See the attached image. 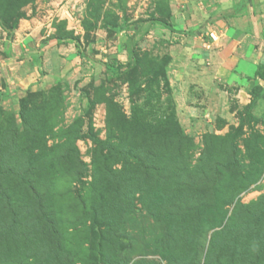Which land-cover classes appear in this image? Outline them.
<instances>
[{"label":"rangeland","instance_id":"374dc122","mask_svg":"<svg viewBox=\"0 0 264 264\" xmlns=\"http://www.w3.org/2000/svg\"><path fill=\"white\" fill-rule=\"evenodd\" d=\"M0 18V264H264V65L222 100L170 80L171 0H0ZM25 40L80 72L12 92Z\"/></svg>","mask_w":264,"mask_h":264},{"label":"crops","instance_id":"0c3cea01","mask_svg":"<svg viewBox=\"0 0 264 264\" xmlns=\"http://www.w3.org/2000/svg\"><path fill=\"white\" fill-rule=\"evenodd\" d=\"M207 1L215 3L206 8L204 2ZM207 1L171 0L173 26L168 33L177 44L173 46L176 56L168 73L170 80L173 74L183 76L187 86L199 79L203 87L215 92L216 100H222L227 88H242L264 65V0ZM211 34L218 41L207 50L204 39ZM27 42L13 49L18 60L8 63L13 71L8 70L13 78L12 92L23 94L31 89H43L58 77L64 78L71 71L75 73L81 69L73 54L69 55L73 61H66L70 68L65 71L67 66L62 64L63 59L62 66L57 64L60 67L55 68L51 50H40L41 47L29 46ZM125 57L123 54L121 59Z\"/></svg>","mask_w":264,"mask_h":264},{"label":"trees","instance_id":"16d2710c","mask_svg":"<svg viewBox=\"0 0 264 264\" xmlns=\"http://www.w3.org/2000/svg\"><path fill=\"white\" fill-rule=\"evenodd\" d=\"M164 26H166V24H164ZM0 27H2L6 32L7 34L9 35V38H13L14 37V34H15V31L17 29L16 25H10L8 24L6 21H4L2 18H0ZM168 30H170L169 27H166ZM163 71V70H162ZM164 72V71H163ZM164 75H165V72H164ZM18 224V222L16 221V223L13 225V226H9L7 225V233H12L14 231V233L16 232V225Z\"/></svg>","mask_w":264,"mask_h":264},{"label":"built area","instance_id":"2783aa9c","mask_svg":"<svg viewBox=\"0 0 264 264\" xmlns=\"http://www.w3.org/2000/svg\"><path fill=\"white\" fill-rule=\"evenodd\" d=\"M209 39V40H207ZM218 41L217 37L214 34H211L208 38L204 39V47L207 50H210L212 48V44L216 43Z\"/></svg>","mask_w":264,"mask_h":264}]
</instances>
